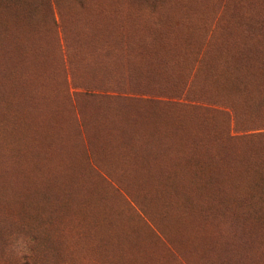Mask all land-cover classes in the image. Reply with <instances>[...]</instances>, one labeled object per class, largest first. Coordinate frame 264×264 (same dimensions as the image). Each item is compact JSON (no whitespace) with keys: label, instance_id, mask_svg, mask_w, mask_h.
<instances>
[{"label":"rangeland","instance_id":"obj_1","mask_svg":"<svg viewBox=\"0 0 264 264\" xmlns=\"http://www.w3.org/2000/svg\"><path fill=\"white\" fill-rule=\"evenodd\" d=\"M0 264H264V0H0Z\"/></svg>","mask_w":264,"mask_h":264},{"label":"trees","instance_id":"obj_2","mask_svg":"<svg viewBox=\"0 0 264 264\" xmlns=\"http://www.w3.org/2000/svg\"><path fill=\"white\" fill-rule=\"evenodd\" d=\"M121 122L122 123H124V121L121 119ZM111 123V122H110ZM124 124H121L120 126H119V128H120V133H119V137L121 138V135L122 134H125V132H124V126H123ZM155 127H156V129H151L149 132H147V133H145L146 135H147V137H149L150 138V136H152V134H155V136H156V138L155 139H157V134L159 133L160 134V139H161V136H163L164 135V132H162L161 130H163L162 128H160V127H158L157 125H155ZM160 131V132H159ZM139 138H140V136H139ZM161 141V140H160ZM156 142L155 140H154V142H155V144L158 146L159 145V143H161V142ZM148 143H150V142H148ZM151 144V143H150ZM165 144V143H164ZM136 147H138V148H133V149H131V146H129V144H124V143H122V153H120L117 157H112V159H109L108 160V164L109 165H111V164H119L120 165V167L119 166H116V169L115 170H112L113 172H114V174L116 173V174H119V175H121V176H112V178H114V179H120V180H122V179H124V180H128V178L130 177V175L131 174H129V173H139V174H144L145 176H143V178H148L147 177V174H149V173H154V172H152L154 169L153 168H150V166H148V162L149 161H151L150 159H147V161H144L143 159H142V157L143 158H145L146 157V155H141V154H139V152H140V146H139V143H138V146H136ZM125 154H127L126 156H129V158H131L132 157V159L131 160H128V159H124V155ZM117 158V159H116ZM118 158H121V159H118ZM126 158V157H125ZM115 159V160H114ZM146 159V158H145ZM126 160H128V161H126ZM149 160V161H148ZM126 162H128L129 163V166L128 167H126V164H124V163H126ZM125 167V168H124ZM158 171V174H159V178L161 179V177H160V172H163V169L162 170H157ZM128 174H129V176H128ZM163 179H166V178H163Z\"/></svg>","mask_w":264,"mask_h":264}]
</instances>
